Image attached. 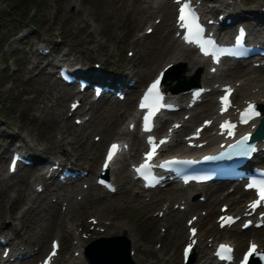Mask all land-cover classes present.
<instances>
[{"label":"rangeland","instance_id":"obj_1","mask_svg":"<svg viewBox=\"0 0 264 264\" xmlns=\"http://www.w3.org/2000/svg\"><path fill=\"white\" fill-rule=\"evenodd\" d=\"M159 1L0 0V121L6 131L18 130L22 135H27L28 140L31 138L35 140L38 146H46L48 148L47 152H41V155L47 160L46 162H49L47 165L53 160H60L64 156L61 154L64 152H61L53 144L58 135L57 129L59 126L66 130L64 134L68 135V139L78 136L76 144L72 147L69 144L65 145L67 151L65 154L76 162L75 165L78 169L89 172L86 180L89 179L92 186V188H89L90 200L94 204L98 202L97 198L100 200L96 207L85 210L81 215L82 217L75 213L73 219L68 221V217L62 215L66 211V215H69L68 210H66L67 206L61 204L63 199L58 200V194L48 189L40 193L37 203L45 210L42 213L43 218L37 220V226L31 239L36 241L35 244H38L39 238L42 237L44 232H47V235L43 237L47 240V244L44 250H41V254L37 256L36 261L41 259L49 249L50 240L53 237H58L62 244L57 264H68L69 259L75 257L73 255V253H76L74 252V246L78 242H82L80 244L84 248L99 237L125 236L131 240V255L137 264H182L181 248L185 240L182 238L181 232L183 231V234L186 235L187 227L185 212L181 213L179 209L180 202L184 201H181L179 196L164 194L166 188L141 193L137 184H127L125 174L126 172L129 173V166L132 161L130 156L126 158L127 160L115 165L116 169L112 175L118 186V192L115 194H108L97 187L95 185L97 175L92 176L90 173V168L94 162H96L98 168L100 167L106 144L120 137L105 135L98 131V128L104 127L110 133L112 130L110 123L112 122L121 129L127 130V125L131 119L128 117L122 118L120 114L125 110L124 106L129 99L132 101L131 105L135 107L134 98L136 94L127 95L126 100L123 102L117 100L114 95L112 100L118 104L114 108L116 112L111 117H104L109 112L105 114L103 110L112 100L102 98L94 107L93 113L85 112V110H88L87 107L91 100L87 95L89 94L87 91L83 107L71 117H67L69 103L74 99L70 92L74 93L75 87L63 85L57 80V64L67 65V63H64L65 60H54L53 63L57 66H48L43 72L42 79L35 80L32 78L39 72L37 68H33L34 62L38 61L37 58L40 56L38 54L39 50L44 51L47 49L51 52L49 59L53 57L60 58V55L64 52L74 53L76 56L79 55L78 52L81 54L87 53L90 57L81 60L79 65L90 66V62L94 59L98 61H94L91 66H101L108 72L128 73L130 71H140L142 73L144 71L148 75L145 80L147 81L159 69L168 64L167 60L154 61L152 57L154 48L161 46L162 42L166 43L168 39L174 37L173 23L176 10L173 8L171 14L172 33L170 37L165 38L168 28H166L165 19L162 16V7L157 6ZM243 1H245V8H251L255 7L258 0ZM263 7L264 0H261L256 9L262 10ZM106 10H113L112 18L114 19H110L111 22L105 15ZM151 13H153L151 22L142 20ZM159 20L161 21L157 24ZM152 23L159 28L147 34V30L152 28L150 27ZM129 53H132V55L129 56ZM192 54L194 55V53ZM74 55H71L70 58L73 59ZM151 61L154 62L149 64L147 69H144V65ZM46 63L47 61L44 60L42 66ZM239 74H226L221 76V79L235 80ZM257 75L263 78L264 71L257 73ZM106 80H109V78L107 77ZM137 80L138 77L129 75L125 78V84L128 82L137 84ZM103 81L98 80V82ZM62 92H67V95L62 96ZM47 104L54 106V110L58 115L53 114L56 120L52 119V115L48 113L47 109H41ZM62 111H64V115L60 116L59 113ZM99 111L102 112L101 116ZM77 116L84 120L89 118V120L82 125H77L75 122ZM63 117H65V120H62ZM7 124H11V127H7ZM95 145L102 147L99 153H96ZM9 154L10 151L8 150L6 155L2 156L3 160L0 162L4 173L7 172V157ZM34 174H36V168L32 166L25 167L13 177V180L5 182L13 184L23 176H34ZM5 182L0 177V193ZM38 182H32L30 192L36 191L35 185ZM84 184L85 181L77 185L83 189ZM128 186H131L132 195L138 194L141 204L127 207L118 205L119 199L125 198L122 192ZM212 187L207 186L205 189L210 191ZM49 189H56V187L49 186ZM187 190L190 191L191 188H187ZM238 191H241V189L239 188ZM9 194L14 197V188ZM35 194L37 193L35 192ZM238 194L235 192L231 195L239 196ZM79 197L80 195L77 199ZM41 198L45 199L44 202H41ZM159 198L160 200L156 204L154 201ZM246 200H248L247 196L244 198L242 205L245 204ZM221 202L223 201L217 202L216 209L210 217H208V197H205V201L202 202L204 206L201 207L199 213L202 212V215L205 213V216H201L205 218V225L203 228L198 227L201 234L200 238L203 241L198 245L197 256L193 264H202L209 258L211 254L209 244L213 238H217V240H234L236 243H240L242 250L249 238L252 235H257L261 240V246L264 247V228L261 230L252 229L242 233L238 227L230 231H221L217 228L215 217ZM49 204L53 207H49ZM24 205L23 197L14 199L9 204L4 203V201L0 203V222L2 223L0 233L12 224L15 227L18 226V218L21 216L19 210ZM166 207H169L170 211L178 212V215L176 217L168 216L167 220L155 224L153 219H160L159 213ZM9 217L14 219L13 222ZM92 217H95L99 222L97 225L91 221ZM177 219L181 221L177 222ZM63 220L74 223L75 231L68 232L67 225H62L61 228L60 225ZM210 226H213V228L206 231ZM22 249L23 246L18 247V251ZM16 257L15 255L14 258Z\"/></svg>","mask_w":264,"mask_h":264},{"label":"bare ground","instance_id":"obj_2","mask_svg":"<svg viewBox=\"0 0 264 264\" xmlns=\"http://www.w3.org/2000/svg\"><path fill=\"white\" fill-rule=\"evenodd\" d=\"M261 2V0H258L257 3L255 4V7H251V8H245V1L243 0H216V2L214 1L213 5H210L208 8H204V11L207 12V14L209 15V17L212 18L215 17V19L218 18L219 15L221 14H226L228 16H230V18L232 19V22L234 23L232 24H223L220 26V28H224V29H228L231 30L236 24H247L249 29H250V34L254 35L255 31L258 30V26H257V21H259L261 23V25H263L264 27V10H258L256 9L258 7V4ZM159 5V7H162L163 10V18L165 19V25L166 28H168V30L166 31L165 34V38L170 37V34L172 33V24H171V14H172V10L173 8H175L174 3L172 2V0H160L157 3V6ZM109 8V7H108ZM112 11L113 10H106L105 11V15L108 17L109 21L110 19L113 20L114 18H112ZM153 13H151L150 15H148L147 17H145L142 20H146V22L148 21H152V16ZM148 17H151L150 19ZM111 22V21H110ZM155 24H152V26H154ZM156 29L158 30V26H155ZM258 33H260V35L264 34V30L263 29H259L257 31ZM224 41H227V38L223 39ZM168 44H170L168 46ZM78 56H76V54H70L68 52H64L60 55V59H64L67 62H70V64L72 65V67L77 68V71L79 72L80 75H84L88 78H90L91 80L94 81H98V80H106L103 79L106 75H111L113 77L114 81H117L118 83L121 84V86H125V78L128 77L129 75H131V77H138V80L136 81V86L134 88L128 89V94H136L139 90V88L142 86V84H144L146 78H147V74L144 73V71H142V73L140 71H130L128 73L125 72H120V71H116V72H108L107 70H105V68H102L101 66H91L93 65L94 61H98V60H94L92 59V61L90 62V66L88 65L87 67L84 65H79V63L81 62V60L85 59L86 57H90L89 55H87V53H79L78 52ZM71 55H74V58L71 59ZM152 57L154 58V61H160V60H167L168 63H173L175 66H180L182 64H186V71L184 72V74H182L181 72H179V76L180 77H184L186 78V83L190 84L195 82V78L191 77L194 74V71L196 68H202L204 69V72L202 73L200 79H199V85L200 86H209V87H214L216 83H222V82H228V83H232L235 87H236V92L234 95V98L238 101H240V103H242V105L244 104V102L246 101H256L259 105L263 106L264 108V77L261 78L259 75H257V73L264 71V67L262 68H253L251 66H249L246 70H242L244 73L241 76H237L238 78H236L235 80H224L221 79V76L229 74L230 70L232 68L231 65L229 66V69H225L224 71H220L217 72L215 74H209L208 73V62L206 60H201L199 58L194 57V55L192 54V50L184 48L182 46H180V44H178L177 40L173 37V39H168L167 42H162L161 46H156L152 52ZM59 59V58H55L53 57L52 59H49V56H45V55H40L38 57V61L34 62V66L33 68H37L39 70V72L37 74H35L32 78H34L35 80H39L43 78V72L44 70L50 66V67H54L56 64L53 63L54 60ZM46 60L47 63L42 66L43 61ZM154 61L151 62H147L144 66V69H147L149 64L153 63ZM96 63V62H95ZM99 63V62H98ZM104 64V63H103ZM101 65V64H100ZM105 66V64H104ZM225 67V66H224ZM53 69V68H52ZM223 69V68H222ZM51 74V73H49ZM126 74V75H125ZM52 75V74H51ZM50 76V75H49ZM239 83V85H238ZM172 84L171 80L167 82V85L164 86V88L167 90L168 89V85ZM172 86H174V83L172 84ZM199 86V87H200ZM196 89V88H194ZM181 87V92L178 94V100L180 102H182L184 99L187 98L188 93H186L185 91ZM67 91V90H65ZM180 91V90H179ZM71 95L74 96L75 95L78 97L75 100L73 99L71 102H76V101H80L82 100V98L85 95H81L79 93H72L70 92ZM217 92H209L206 96H205V100L199 104L196 105L194 108L190 109L189 111H187V113L191 114V118L187 121L183 120V115L181 113H176L174 114L175 118H173V120L169 121V127L170 125L173 123V121L175 119H180L183 120L184 122V126L182 129H179L176 131L175 136H173L172 138V142L177 143L180 147V150H176L174 151L172 149V144L166 145L164 146L163 152L166 155H170V154H175L176 152H181V153H187V152H204L206 150H208V148L210 147H214L218 144V137L216 134H214V128L210 127L204 130L202 137H201V141H205L207 140L210 144V146L203 148L201 150H192L189 149L184 141V131L185 130H190V129H194V127L199 123H201V121L203 119H213L215 116H217V103L216 100H214L213 96L216 95ZM67 95V92H62V96ZM112 100V99H111ZM110 100V101H111ZM70 102V103H71ZM131 99L128 100L127 104L124 106L125 110L121 112L120 116L122 118H130L131 120L129 121V124L127 125V130H123L121 129L119 126H117L115 123H110V126L112 128L111 132L108 133L104 127L103 128H98V131H100L101 133H104L105 135H116V136H120L119 138H116V141H120L122 139H126L128 138L129 140H131V148H130V152H129V156L131 159H136L140 156L141 153V149H143L144 146V141L143 139L140 138L137 130H135L134 132L129 131V125L130 123L134 120L135 118V107H133L131 105ZM98 102L97 101H90L89 105L87 107L88 110H85V112L88 113H93L94 111V107L96 106ZM116 105H118L114 100H112L108 106L103 110V112L108 113L106 114L107 116L104 115V117H111L113 114H115L116 111H114V108L117 107ZM80 108H82V106L78 107L76 109V111H78ZM41 109L45 110L47 109L48 113H50L52 115V119L56 120V117L53 116V114L55 115L57 112H55L54 110V106L52 105H44ZM101 111H99V114L101 116ZM57 115V114H56ZM60 116L64 115V111L59 113ZM58 116V115H57ZM71 117L72 116V112L68 111L67 113V117ZM91 116V114H90ZM264 116V115H263ZM78 118H80L79 116H77ZM62 120H65V117L62 118ZM89 118L86 120L88 121ZM7 127H11V124H7ZM104 129V130H103ZM13 132L10 131H6L4 129V126L2 125L1 121H0V162L3 160L2 156L6 155V152L9 150H12L11 147H14V140H16L17 142H19L18 144H22V143H26V146H28L32 152H26V154L28 155L31 154L33 160H35V165L33 166V168H36V174H34V176H23L20 179H17L16 183H7L5 181L8 180H13L12 175L8 174L7 172L4 173L2 167L0 166V173L2 175L1 180L4 181V188L1 191V199H0V203L4 201V203L9 204L10 201H13L14 199H19L20 197L24 198V206L23 208L19 210V213H21V216L18 218L19 220V224L18 226H14V224H12L14 219L10 220L12 221L9 226H7L5 228V230L0 233L1 235H3V239L6 241L5 246H10L11 248V255L10 257L14 254V256L16 255L17 257L19 255H25V254H29L30 257L27 259H24L25 261L21 262L20 264H32L33 262H35L37 260V256H39L41 254V250H44L46 244H47V240H45L43 237H45L47 235V232H44L42 237L39 238L38 240V244H35L36 241H34L33 239H31V236L33 235V231L35 230L36 226H37V220L42 219V213L44 212L45 209H42V206L40 204L37 203L38 198H39V194L44 192L45 189L51 191V192H56L57 198L59 199H63L61 204L62 205H66V210H68L69 215H66V212L63 213V216L68 217V221L72 220L75 213H77L78 215H80L79 217H82L81 215H83V213L85 212V210H89L91 207H96V205H98V203L100 202L99 198H97V203L94 204L93 201L90 200V191L88 188H92L91 183L88 179V182L90 183V185L88 183L85 182V184L82 186L83 189H81V187H78L77 184L74 185H64V184H59L57 182L56 176H53L52 171L49 169L51 166L55 165L56 162L53 160L49 165H47L49 162H46L47 160L41 155V152L46 153L47 152V147L46 146H38V143L35 142V140H33L32 138L28 140V136L27 135H22L20 132H18V130L12 129ZM65 129L61 126L58 127L57 129V137L54 139V145L56 147H58L61 152L62 155L64 156H68L65 153L67 152L65 149V145L69 144L71 147L76 144V139H78V136H75L74 138L68 139V135H65ZM182 134L184 136H182ZM124 136V137H122ZM3 145V148H2ZM261 145L263 146V143H261ZM98 147V148H97ZM101 146L100 145H95V151L96 153H99L101 150ZM7 150V151H6ZM30 151V150H29ZM264 157V153H262L259 157H257L256 160H260L261 163H264L263 160ZM95 161V160H93ZM61 162V161H59ZM47 166V167H46ZM116 168V167H115ZM115 168L113 170V173H111V175L114 174L115 172ZM124 168V167H123ZM100 168L97 167L96 162H94L92 164V167L90 168V173L92 174V176H96L99 173ZM124 170V169H123ZM125 171V170H124ZM46 175H49L50 178H46ZM16 176V175H15ZM125 177L127 178V184H136V182L133 180V178L131 177L130 173L126 172ZM35 181H39L36 185V191L33 190V192H30L31 186H32V182ZM50 184V185H49ZM66 184V183H65ZM126 185V184H125ZM49 186H54L56 187V189H49ZM124 186V185H122ZM212 186H218V184H214ZM41 187L42 188V192H38L37 188ZM205 187H207V185H203L200 187H192V189L189 191L187 190V188L184 189H178L176 187L173 188H166V191L164 192V194L166 195H174V196H179L181 199V201L184 202H180V205H184L186 207L185 209V217H186V222L187 220H189L192 216H195L197 214H199L200 209L202 206H204V204L200 201V200H196L195 197L196 196H201L203 195L204 197H208V208H209V212H208V217L211 216L212 212L216 209V204L219 201H223L221 204H219V208L224 205L223 203H225V205H229V212L235 214V215H241L244 212V206H242V203L244 201V196L246 195V192L242 191V192H238L237 194L239 196L236 195H231L229 193L226 194H217V187H212V189L210 191H207L205 189ZM14 188V192L15 195L14 197H12L9 192L12 191ZM191 188V187H190ZM235 190H238V186H235ZM155 191V190H153ZM217 191V192H216ZM35 192L37 194H35ZM123 196L125 197L124 199L121 200V198L119 199V203L122 207H127V206H135L137 204H141L142 202H140V200L138 199V194H134L132 195V189L131 186L126 187L123 190ZM77 194V196H76ZM249 195V193H247ZM23 195V196H22ZM80 195L79 199H77V197ZM82 195V196H81ZM82 197V198H81ZM81 198V199H80ZM45 199L41 198V202H44ZM160 200L157 199L154 202H156V204H158V201ZM207 201V200H206ZM153 202V203H154ZM46 203V202H45ZM238 203V206H236L235 204ZM176 204V203H175ZM144 205V204H142ZM49 207H53L49 204ZM10 211V208H9ZM164 212V215L160 218V219H153V222L155 224L159 223L162 220H167L168 216H177L178 212H174V211H170L169 207H166L162 210ZM217 212V211H216ZM215 212V213H216ZM10 213V212H9ZM183 213V212H181ZM57 214V213H56ZM21 218V219H20ZM54 218V217H53ZM52 218V219H53ZM205 218H202L201 215L200 217L198 216V219L195 221V223L192 226H199V227H204L205 225ZM178 220V219H177ZM181 220H178L177 222H179ZM62 225H67V231L68 232H74V223H68L65 220H63V223L60 225V227L62 228ZM213 228V226H210V228L206 229V231H209ZM263 229V228H261ZM189 230V228H187V231ZM181 236L182 238H184L185 242L188 240V236L189 233H187L186 235L183 234V231L181 232ZM201 234H198L196 236L197 239H199V244L203 241V239L201 238ZM251 240H254L258 243H261V240L259 239V237L257 235H252L251 236ZM82 243V242H80ZM79 242L74 246V252L73 255L75 257H72L69 259V263L68 264H87L86 261H84L83 258V245L80 244ZM232 243L235 245L236 250L240 251V243H236L234 240L232 241ZM23 246V249L20 251H18V247ZM4 248V247H3ZM28 248V249H27ZM197 248L198 245L194 246L193 252L192 254H194L195 256H197ZM3 250L1 251V247H0V264H10L9 263V259L6 260V257H3L2 253ZM16 257V258H17ZM57 261H55L54 264H57ZM36 263V262H35ZM202 264H207V260H205L204 262H202Z\"/></svg>","mask_w":264,"mask_h":264},{"label":"snow or ice","instance_id":"obj_3","mask_svg":"<svg viewBox=\"0 0 264 264\" xmlns=\"http://www.w3.org/2000/svg\"><path fill=\"white\" fill-rule=\"evenodd\" d=\"M179 3L180 0H177ZM179 17H178V24L181 28H184L187 31V34L184 36V40L187 43L190 44H196L201 48L202 51H205L206 55L212 54L206 51V46H214V41L211 39H205L204 37V28L203 26L199 23V16L196 12V10L192 7L191 0H184V2L181 4V7L179 9ZM244 37V32L241 30L240 35L237 38L236 43L238 45L242 44ZM221 53L224 50H219ZM235 54V53H232ZM160 80L159 78L150 86L148 93L145 95V102L141 104V108L145 107H150V105L147 103V101L155 94L157 98L162 99V97L159 94L158 88H159ZM230 91V89H229ZM222 103L228 104V98L227 96L222 98ZM76 105H73L75 107ZM157 109L153 108L152 111H150L146 116H145V130L150 131V120L151 117L155 114V111ZM249 113L252 115H259V113H255L253 106H249V110L246 111V113L242 116V122L247 123L248 119L250 118ZM222 128H228L229 129V134L232 135L234 134L231 129L235 128L234 124H231L230 122L226 121L224 125L221 126ZM249 136L243 137L241 140L237 142L235 145H231L234 149H240V154L243 155H248L249 152L254 151V147L250 146L247 144V141L249 140ZM149 142L154 144V138L150 137ZM165 141H160V143H164ZM119 151V146L118 145H112V148L108 154V161H111L113 156L116 154V152ZM155 154V146L153 148V151L148 153L147 159H151L152 156ZM14 163H13V170H14ZM105 167H107V164H105ZM141 169H144L145 171H150L151 165L148 163H145L144 165L141 166L140 169H137V171H141ZM103 183V181H101ZM249 187H256L258 191V195L260 197V200L254 202L251 207L256 208L259 204L260 201L264 200V181H259V182H254L252 185H249ZM231 220V218H228ZM193 235H195V229H193ZM54 250L51 254V256L48 258V261L45 262V264H49V261L51 260L52 256H54L55 253V248L57 245L54 244ZM256 246L252 245V249L255 250ZM191 245H189L188 250L190 251ZM221 251L222 252H231V249L228 248L227 246H221ZM251 255V252L248 254ZM248 257H245V261H247Z\"/></svg>","mask_w":264,"mask_h":264},{"label":"water","instance_id":"obj_4","mask_svg":"<svg viewBox=\"0 0 264 264\" xmlns=\"http://www.w3.org/2000/svg\"><path fill=\"white\" fill-rule=\"evenodd\" d=\"M196 83H190L187 88ZM260 132L254 136L255 139L264 138V121ZM85 256L89 264H136L130 256V242L126 237L97 240L88 247Z\"/></svg>","mask_w":264,"mask_h":264}]
</instances>
